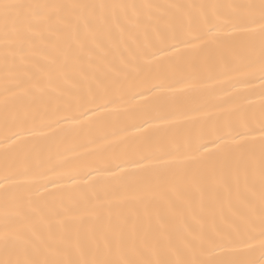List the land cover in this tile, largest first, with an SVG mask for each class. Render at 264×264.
<instances>
[{
	"label": "snow or ice",
	"instance_id": "obj_1",
	"mask_svg": "<svg viewBox=\"0 0 264 264\" xmlns=\"http://www.w3.org/2000/svg\"><path fill=\"white\" fill-rule=\"evenodd\" d=\"M0 264H264V0H0Z\"/></svg>",
	"mask_w": 264,
	"mask_h": 264
},
{
	"label": "bare ground",
	"instance_id": "obj_2",
	"mask_svg": "<svg viewBox=\"0 0 264 264\" xmlns=\"http://www.w3.org/2000/svg\"><path fill=\"white\" fill-rule=\"evenodd\" d=\"M92 158H89V160H91Z\"/></svg>",
	"mask_w": 264,
	"mask_h": 264
}]
</instances>
